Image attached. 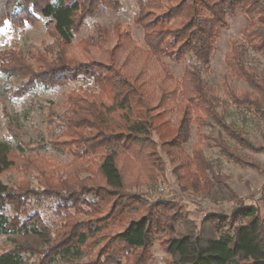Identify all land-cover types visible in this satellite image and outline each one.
I'll use <instances>...</instances> for the list:
<instances>
[{"label":"rangeland","instance_id":"obj_1","mask_svg":"<svg viewBox=\"0 0 264 264\" xmlns=\"http://www.w3.org/2000/svg\"><path fill=\"white\" fill-rule=\"evenodd\" d=\"M180 1L159 0V8H154L155 13L159 14ZM136 15L137 0H118L115 8L101 7L83 17L81 22L76 13L73 37L68 44L57 38L52 25L40 15L31 22L16 24L7 21L0 25V57L9 58L11 66L7 67L15 72L8 75L5 66L0 70V141H8L12 147L20 145L22 148V151H13L14 164L0 178L14 190H18V186H25L24 192H28L26 194L30 201L24 204L20 213H39L41 220L53 229L52 232L58 230L64 220L58 214L55 202L41 194L43 191H60L58 188L62 189L65 182L75 185L74 181L79 178L83 179L82 185L87 189L97 187L101 190L106 187L98 171V158H73L69 150L73 146L64 144L69 137L61 135L60 122L69 107L68 92L79 88L82 80L53 87L38 83L41 78L39 73L49 63L56 61L53 53L58 50L62 61L67 64L94 63L112 68L130 79L136 87L139 70L140 81L146 82L149 89L154 88V99L147 102V112L154 118L155 125L160 124L161 135L152 132L153 145L145 148V153L140 156L143 159L141 164H137L140 159L137 156L117 157L124 189L116 195L107 196L103 205L94 212H88L84 206L83 211L77 212L67 222L64 231L81 225V222L105 224L106 227L89 236L81 258L65 260L58 256L54 264H86L97 259H106L108 264H173L164 251L169 238L183 234L189 228L203 236H214V225L220 222L230 227L236 223L234 213L244 204L256 206L259 215L264 217V108L259 107L260 110L256 112L257 107L249 103L234 105L222 84L226 78L237 95L243 96L246 92L250 101L254 97L260 98L258 90L250 88L243 81L227 77L225 54L233 40L241 41L246 25L245 15L238 10L226 17V26L218 31L215 38L210 63L201 74L218 97L219 112H224L226 121L234 124L227 130L218 126L201 129L205 135H210L200 140L203 160L210 164L203 176L200 173L197 175L198 168H195L192 158L191 147L198 139L195 125L189 126L187 141L176 146L177 141L173 142L172 139L174 125L181 114L176 107L165 114L163 107L156 102V87L165 73L152 57L139 50L144 46L142 30L135 22ZM170 21L168 25L171 27H179L184 22L179 18ZM97 26H102L106 32L97 35ZM46 49H54L53 56ZM42 58L43 62H39ZM245 59L264 79V56L248 50ZM164 60L168 73L176 78L182 75L185 66L196 64L190 58L180 62ZM31 77L36 78L31 80ZM261 84L264 86L263 80ZM86 86L84 90H78L81 99L86 97L88 91L97 92L90 83ZM107 96L103 97V101L110 104ZM234 130L238 139L232 135ZM215 139L228 147L230 157L220 151ZM60 143L65 147L59 148ZM152 150V154H148ZM35 167H41L42 173ZM78 169L80 172L75 176ZM7 213L13 216L15 212L7 208ZM143 215L151 220L150 244L139 249L136 257L132 251L128 254L124 252V256L102 257V254H111V243L116 233L123 230L129 220ZM54 243L37 238L22 240V244L40 252L32 254L29 263L46 254ZM13 245L10 236L0 234V252Z\"/></svg>","mask_w":264,"mask_h":264},{"label":"trees","instance_id":"obj_2","mask_svg":"<svg viewBox=\"0 0 264 264\" xmlns=\"http://www.w3.org/2000/svg\"><path fill=\"white\" fill-rule=\"evenodd\" d=\"M117 4L118 0H0V25L7 21L23 24L34 21L40 15L52 25L57 38L68 44L73 37L76 13L81 22L83 17L95 10L101 7L115 8ZM155 6L159 8V0H137L135 22L142 30L144 46L139 50L152 57L165 73L156 87L157 104L163 107L165 114L173 107L181 114L174 125L175 134L172 139L173 142L177 141L176 146L187 141L189 126L195 125L198 139L191 147L192 158L195 168H198L197 175L200 173L203 176L210 164L203 160L200 140L210 135H205L201 129L205 126H218L227 130L234 124L226 121L224 112H219L218 97L207 86L201 74L210 63L215 38L218 31L226 26V17L238 10L245 15L246 25L242 30L241 41L233 40L230 50L225 54L227 77L243 81L250 88L258 90L260 98L254 97L250 101L246 92L243 96L237 95L226 78L223 79V88L236 106L249 103L257 107L256 112L264 108V86L261 84L264 79L257 75L256 68L245 59L248 50L264 56V0H181L159 14L155 13ZM177 18L184 20L181 26L168 25L171 19ZM96 31L99 35L105 30L97 26ZM47 52L51 55L54 49ZM53 54L56 61L49 63L39 73L41 78L38 83L53 87L82 80L79 88L68 92L69 107L60 122L61 135L69 137L64 144L73 146L69 148L73 158H98V171L106 187L101 190L97 187L87 189L82 185L83 179L79 178L74 181L75 185L65 182L63 190L47 188L48 191H43L41 194L55 202L58 214L64 220L60 228L52 232L53 229L41 220L39 213H20L24 204L30 201L26 194L28 192H24L25 186H18V190H14L0 178V234L10 236L14 242L12 248L0 252V264H54L58 256L65 260L81 258L89 236L106 226L81 222V225L64 231L67 222L77 212L83 211L84 206L88 212H94L98 206L103 205L107 196L120 193L124 189V182L117 157L137 156L138 159L145 153L146 147L153 145L152 132L161 135L160 124L155 125L154 118L147 112V102L154 99V88L149 89L146 82L140 81L141 71L137 72L136 87L130 79L112 68L94 63L67 64L62 61L58 50ZM186 58L196 64L185 66L179 78L168 73L164 59L180 62ZM10 62L9 58L0 57V70L3 66H11ZM6 72L8 75L15 73L9 68ZM88 83L97 92L88 91L90 93L87 92L86 97L81 99L78 90H84ZM108 87L110 92L106 90ZM104 96L111 100L110 104L103 101ZM262 118L264 120V113ZM234 132L233 137L238 139L237 131ZM215 142L224 155L231 156L223 142L219 139H215ZM63 147V143H60L59 148ZM14 150L22 151V148L20 145L12 147L8 141H0V175L13 166ZM142 162L141 158L137 160V164ZM35 169L42 173L41 167ZM79 172V169L76 170L75 176ZM7 208L14 210L13 216L7 213ZM71 209L74 211L71 212ZM118 212L123 213L122 210ZM234 217L236 223L230 227L216 223L213 228L216 235L211 237L200 235L189 228L187 232L169 238L164 247L165 253L171 257L173 264H264V217L259 215L257 207L252 204H244L236 209ZM150 224L147 215L129 220L113 238L111 254L101 256L114 258L115 255L124 256V252L128 254L132 251L136 257L139 249L150 244ZM27 238L55 243L46 254L29 263L31 255L40 252L22 244V240ZM86 264L108 263L106 259H97Z\"/></svg>","mask_w":264,"mask_h":264}]
</instances>
